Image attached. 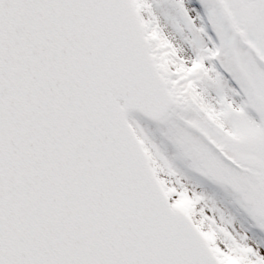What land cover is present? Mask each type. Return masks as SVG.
I'll use <instances>...</instances> for the list:
<instances>
[{
  "label": "snow or ice",
  "instance_id": "1",
  "mask_svg": "<svg viewBox=\"0 0 264 264\" xmlns=\"http://www.w3.org/2000/svg\"><path fill=\"white\" fill-rule=\"evenodd\" d=\"M0 264H264V0H0Z\"/></svg>",
  "mask_w": 264,
  "mask_h": 264
}]
</instances>
